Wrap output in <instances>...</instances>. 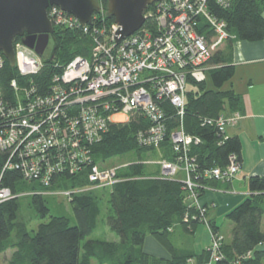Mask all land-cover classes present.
Segmentation results:
<instances>
[{
  "label": "trees",
  "instance_id": "trees-1",
  "mask_svg": "<svg viewBox=\"0 0 264 264\" xmlns=\"http://www.w3.org/2000/svg\"><path fill=\"white\" fill-rule=\"evenodd\" d=\"M227 2V6H221L214 0H208L207 5L214 16L226 22L227 31L233 37L227 39L225 47L209 59L208 63L216 67L208 70L206 78L187 76L182 118L168 100H163L161 106L167 116V134L163 141L157 147L139 144L136 138L138 130L149 125L142 115L123 124L110 123L98 142L88 144L93 164L105 167L103 164L114 157L127 153L140 156L143 151L156 148H159L161 158L175 160L169 134L181 123L187 133L200 138V143L192 145L189 153L196 160L197 168L191 176L198 183L199 196L205 187L231 181L232 178L219 180L204 177L201 172L213 166H226L232 154L239 161L241 142L238 137L223 136L214 125L202 124V119L239 110V93L224 87L234 74L230 51L234 39L264 42V0ZM102 5L104 10L94 14L93 22L111 24L114 19L105 15L106 0ZM151 8L152 4L145 12ZM149 24L146 21L144 26ZM51 37V56L43 59L42 69L30 78L41 95L48 92L53 75L60 73L72 57H87L90 52L89 38L80 31L54 26ZM13 78L19 84L30 81L20 76L17 69L4 59L0 68V90L10 104L14 103V92L10 86ZM65 111L70 114L74 108H66ZM17 157V154L2 151L0 170L7 160L12 165L16 164ZM127 163L117 171L119 180L114 184L79 192L72 191L91 184L88 179L90 166L73 172L67 169L56 171L46 185L36 179H24L18 167H5L0 185L9 188L13 195L0 203V254L10 253L7 264H93V260L97 264H188L187 260L194 258V264H203L209 255L208 249L200 254L183 252L175 247L171 239L172 226L176 223L187 232H191L195 225L205 223L199 218H191L199 213L195 206H189L183 183L175 178L148 174L142 162ZM248 187L250 195L226 214V218L233 223L231 239L228 243L223 239L220 247L223 259L215 264H264V252L256 248L264 241L261 230L264 177L251 176ZM56 188L71 192L68 197L73 216L49 215L43 192ZM105 192H108L105 222L109 230L116 233L118 240L88 238L98 227ZM22 196L29 197V205L37 212L36 218L45 219L48 216V220L41 221L35 229H30L29 220L18 214ZM186 212L190 215L187 222L183 219ZM203 217L209 224L206 212ZM209 226L217 232L215 225L210 223ZM148 235L167 250L168 258L144 251Z\"/></svg>",
  "mask_w": 264,
  "mask_h": 264
},
{
  "label": "built area",
  "instance_id": "built-area-1",
  "mask_svg": "<svg viewBox=\"0 0 264 264\" xmlns=\"http://www.w3.org/2000/svg\"><path fill=\"white\" fill-rule=\"evenodd\" d=\"M98 1L102 12V2ZM214 1L228 5L227 0ZM207 4L208 0H157L145 12L143 25L118 42L115 40L119 26L115 22L82 24L58 6H50L47 17L51 23L86 35L90 52L87 57H72L60 73L53 75L48 92L41 95L30 78L42 69L43 59L20 39L14 40V67L30 81L19 84L17 79L11 80L13 104L0 90V153L9 151L18 155L16 164L7 160L5 167H18L24 179H36L46 185L56 171L73 172L90 166L91 184L72 192L117 182V171L129 163L114 167L93 164L88 144L98 142L110 123L123 124L135 119L137 114L149 123L136 134L139 144L157 147L163 141L167 134L163 100H168L182 118L187 76L202 79L211 56L233 37L226 22L214 16ZM146 21L150 22L148 26H144ZM4 59L0 55V68ZM66 108L74 111L66 114ZM239 117L238 112L203 117L202 124L214 125L226 136L225 127L235 124ZM169 138L175 160L160 159L156 164L165 177L184 171L181 182L187 201L199 213L191 218H199L208 226L203 217L205 207L199 203L198 183L191 176L197 168L196 160L189 156L191 146L200 143V138L187 133L181 123L170 132ZM5 167L1 166L0 182ZM238 171L239 161L232 154L226 166H213L201 173L204 177L229 180ZM70 193L67 191V195ZM11 197L10 189L0 185V203ZM189 218L186 212L184 221ZM209 230L207 264L223 259L220 252L223 236L211 227ZM186 263L194 264V260L188 259Z\"/></svg>",
  "mask_w": 264,
  "mask_h": 264
},
{
  "label": "crops",
  "instance_id": "crops-1",
  "mask_svg": "<svg viewBox=\"0 0 264 264\" xmlns=\"http://www.w3.org/2000/svg\"><path fill=\"white\" fill-rule=\"evenodd\" d=\"M225 45L226 42L218 50L223 49ZM230 64L234 66V74L224 87L239 93L240 105L238 111L221 114L230 115L238 112L240 115L235 124L225 127L227 137H238L241 142L239 171L230 182L211 185L199 196V203L205 207L207 221L215 225L217 232L223 236L226 243L230 242L233 227V223L226 218V214L250 195L248 180L251 176L264 177V42L234 39L230 51ZM214 67L216 65L207 63L203 78H206L208 70ZM151 173L150 175H158L159 169ZM262 206L264 210V193ZM177 225L180 224H174L171 230L172 243L176 248L194 254L207 250L211 234L205 223L195 225L192 231L188 232L195 235L199 227L202 225L206 227L208 235L206 234L205 242L200 245H196L194 241L186 244L174 243L172 236L175 232L174 227ZM105 229L107 231V227ZM261 230L264 234V211L261 218ZM110 240H118V237ZM256 248L264 252V241ZM143 249L158 257L170 256L167 250L150 235L145 238ZM193 260L196 262L195 258Z\"/></svg>",
  "mask_w": 264,
  "mask_h": 264
},
{
  "label": "water",
  "instance_id": "water-1",
  "mask_svg": "<svg viewBox=\"0 0 264 264\" xmlns=\"http://www.w3.org/2000/svg\"><path fill=\"white\" fill-rule=\"evenodd\" d=\"M157 0H106L105 15L119 26L116 42L139 29L144 11ZM56 5L75 16L82 24H92V16L101 10L98 0H0V55L15 66L13 41L20 37L23 44L43 59L54 26L47 17V8ZM51 46V41H50ZM49 46V48H50ZM53 49V48H52Z\"/></svg>",
  "mask_w": 264,
  "mask_h": 264
},
{
  "label": "rangeland",
  "instance_id": "rangeland-1",
  "mask_svg": "<svg viewBox=\"0 0 264 264\" xmlns=\"http://www.w3.org/2000/svg\"><path fill=\"white\" fill-rule=\"evenodd\" d=\"M100 1L102 3L104 2V0H100ZM94 14L92 16L93 20L95 17ZM144 15H145V11H144ZM137 116H140V114H137ZM160 159H161L160 150L159 148H156L155 150H151L148 152L143 151L140 156L136 155L135 153H127L121 156H117V157H114L108 160L103 165L105 167H114V166H119L121 164H125L129 161H139L144 164L145 171L148 174H152L151 172H154L155 169H159V173H158L159 177H165V174L161 171L160 165L156 164V162L159 161ZM184 177H185L184 171L180 170L178 171V173H176V175L172 177H166V178H170V179L175 178L181 181L184 179ZM43 194H45L46 203L50 211L49 215L73 216L71 207L69 204V197L67 195V190L56 188L47 193L43 192ZM107 197H108V192H105L102 195V204H101L102 212L99 218L98 227L95 231H93V233L88 238H100V239L110 240L114 238L116 239L118 237L116 233L108 229L106 222H105ZM18 214L20 217L26 218L29 220L30 229H35L41 221L48 220V216L45 219L36 218L35 215L37 214V212L29 205V197L27 196H22L20 198V207H19ZM105 227H107V231ZM223 229H225V227ZM174 230L175 232L173 233L172 238H173L174 243H178V244H186L190 242L192 243V241H194L195 243H197L196 245H200L205 242L206 234L208 235V231L206 227H203V225L198 228V231L196 232L195 235H192L191 233H188L187 231H185L181 225H177L176 227H174ZM9 255H10L9 252L0 254V264H7ZM209 260H210V254L208 255V258L205 264H207ZM92 262L93 264H97L94 260Z\"/></svg>",
  "mask_w": 264,
  "mask_h": 264
},
{
  "label": "flooded vegetation",
  "instance_id": "flooded-vegetation-1",
  "mask_svg": "<svg viewBox=\"0 0 264 264\" xmlns=\"http://www.w3.org/2000/svg\"><path fill=\"white\" fill-rule=\"evenodd\" d=\"M49 40L51 41V46H50V41H49L47 50L45 51V54H48L49 50L52 51V48H53V39H52L51 35H50V39ZM49 46H50V48H49Z\"/></svg>",
  "mask_w": 264,
  "mask_h": 264
},
{
  "label": "bare ground",
  "instance_id": "bare-ground-1",
  "mask_svg": "<svg viewBox=\"0 0 264 264\" xmlns=\"http://www.w3.org/2000/svg\"><path fill=\"white\" fill-rule=\"evenodd\" d=\"M51 6H52V5H51ZM49 7H50V6H49ZM49 7H48V8H49ZM48 8H47V9H48ZM15 39H16V38H15ZM26 81H27V80H26ZM31 184H32V183H31ZM41 187H42V186H41ZM20 188L22 189V187H20ZM39 188H40V187H39ZM39 190H40V189H39ZM23 192H24V191H23Z\"/></svg>",
  "mask_w": 264,
  "mask_h": 264
}]
</instances>
